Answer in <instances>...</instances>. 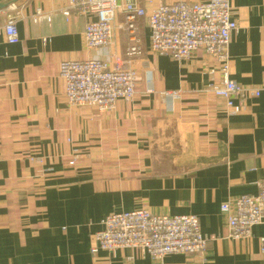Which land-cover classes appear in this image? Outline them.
Returning <instances> with one entry per match:
<instances>
[{
    "label": "crops",
    "instance_id": "obj_1",
    "mask_svg": "<svg viewBox=\"0 0 264 264\" xmlns=\"http://www.w3.org/2000/svg\"><path fill=\"white\" fill-rule=\"evenodd\" d=\"M135 1L147 12L174 2ZM9 2L0 28L16 16L20 41L8 44L0 32V264H159L140 248H97L105 217L138 209L197 215L210 239L204 253L161 264H264V224L231 239L221 209L264 181V0H230L231 77L260 92L236 100L235 115L206 92L221 81L214 58L152 53L146 19L136 20L144 54L133 64L134 100L113 113L70 106L60 64L122 66L126 17L118 14L109 48L90 51L83 32L91 17L67 19V0H0Z\"/></svg>",
    "mask_w": 264,
    "mask_h": 264
},
{
    "label": "built area",
    "instance_id": "obj_2",
    "mask_svg": "<svg viewBox=\"0 0 264 264\" xmlns=\"http://www.w3.org/2000/svg\"><path fill=\"white\" fill-rule=\"evenodd\" d=\"M62 14L91 17L83 37L90 51L107 49L113 40L118 14L126 17L124 28L129 44L125 60L113 68L110 61L90 58L83 61H64L60 64V78L65 84V97L70 106H87L100 113H113L119 101L130 102L136 96V60L143 57L142 41L136 20L146 19L150 28V50L182 62L197 51L214 58L221 76L206 92L222 98L231 115L241 112L236 100L246 96H260L258 90L245 88L232 79L230 73V44L237 30L230 0L189 2L174 0L147 12L135 0H67ZM16 16L8 15L0 28L8 44L20 41ZM215 71H212L213 75ZM75 162L72 161V164ZM227 218L228 237L234 240L249 238L254 227L264 224V181L256 195H241L222 205ZM102 229L95 234L98 250L113 252L120 248H140L156 263L170 255L193 256L208 248L210 239L201 232L197 215H154L146 209L123 211L105 217ZM264 251V239H262Z\"/></svg>",
    "mask_w": 264,
    "mask_h": 264
},
{
    "label": "water",
    "instance_id": "obj_3",
    "mask_svg": "<svg viewBox=\"0 0 264 264\" xmlns=\"http://www.w3.org/2000/svg\"><path fill=\"white\" fill-rule=\"evenodd\" d=\"M15 2V1H14ZM14 2H9V3H4L0 4V11L5 10L11 6H13L15 3Z\"/></svg>",
    "mask_w": 264,
    "mask_h": 264
},
{
    "label": "bare ground",
    "instance_id": "obj_4",
    "mask_svg": "<svg viewBox=\"0 0 264 264\" xmlns=\"http://www.w3.org/2000/svg\"><path fill=\"white\" fill-rule=\"evenodd\" d=\"M231 6V5H230ZM232 9V8H231ZM233 12V11H232Z\"/></svg>",
    "mask_w": 264,
    "mask_h": 264
}]
</instances>
